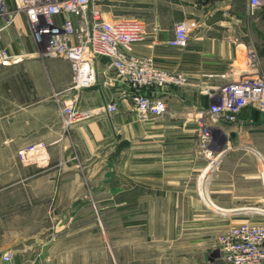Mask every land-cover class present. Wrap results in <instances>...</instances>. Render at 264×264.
Masks as SVG:
<instances>
[{
  "label": "crops",
  "instance_id": "1",
  "mask_svg": "<svg viewBox=\"0 0 264 264\" xmlns=\"http://www.w3.org/2000/svg\"><path fill=\"white\" fill-rule=\"evenodd\" d=\"M116 1L125 3L126 14L113 13L119 9H105L101 3L106 15L136 17L146 26V37L134 45V53L182 73L188 84L150 90L166 100L167 111L142 118L133 90L116 77L108 58L95 61L96 82L79 91L70 89L73 71L62 57L24 58L0 67V236L8 235V221L15 223L12 236L21 235L16 225L24 212V196L30 198L31 209L42 206L40 215L61 223L66 207L80 210L93 192L115 222L126 225L121 231L103 232L106 238L125 235L127 264H231L222 256L219 234L241 223L264 222V112L247 105L230 122L213 117L210 107L225 82L264 71V7L253 11L247 0L112 3ZM179 22L190 30L185 47L169 44ZM6 36L2 42L9 49ZM247 45L255 49V67L245 61ZM74 94L84 117L67 131L61 108ZM111 102L117 104L116 111L100 110ZM203 123L212 135L213 164L202 145ZM71 139L78 151L72 150ZM38 142L46 145L49 161L43 172L23 162L32 152L23 148ZM9 143H15L14 152L6 150ZM74 152L79 158H100L97 181L85 182L83 171L69 166ZM7 157L16 159L14 182L6 180ZM24 175L32 179L25 195ZM41 175L47 181H40ZM40 215L32 221L43 222ZM41 228L28 236L36 239L37 247L42 239L63 232ZM6 251L13 253L16 264L38 258L34 248L31 257L0 245V257Z\"/></svg>",
  "mask_w": 264,
  "mask_h": 264
},
{
  "label": "built area",
  "instance_id": "2",
  "mask_svg": "<svg viewBox=\"0 0 264 264\" xmlns=\"http://www.w3.org/2000/svg\"><path fill=\"white\" fill-rule=\"evenodd\" d=\"M251 10L264 7V0H247ZM14 6L27 18L33 41L46 57H62L70 62L73 79L70 89L82 90L96 82L95 61L108 58L116 77L132 90L137 114L142 118L161 116L167 111L166 100L150 90L181 87L188 79L180 72L158 67L153 57L137 55L134 45L146 37L144 22L136 17L106 15L99 0H13ZM0 67L22 60L12 54L2 42L6 24L14 17L12 8L0 0ZM189 26L179 22L172 46L185 47L189 41ZM245 61L251 67L257 65L255 49L245 47ZM226 78V74L220 75ZM219 100L210 107L213 117L224 116L227 121L237 119L241 110L252 105L264 112V71L255 76L227 81L219 88ZM78 95L64 103L61 114L65 125L76 123L84 117L77 107ZM114 112L117 104L111 102L100 110ZM202 145L213 164L216 158L209 148L212 141L210 129L205 123L201 129ZM34 150L30 147L28 151ZM219 248L225 261L231 264H264V224L241 223L230 227L218 237ZM0 264H16L11 251L4 252ZM27 264H44L33 260Z\"/></svg>",
  "mask_w": 264,
  "mask_h": 264
},
{
  "label": "rangeland",
  "instance_id": "3",
  "mask_svg": "<svg viewBox=\"0 0 264 264\" xmlns=\"http://www.w3.org/2000/svg\"><path fill=\"white\" fill-rule=\"evenodd\" d=\"M8 7L12 8L11 14L14 17L10 24H6V27L2 33V37L7 35L9 49L12 54L22 57L24 60H40L49 58L40 53V48L33 41L31 31L28 23L22 19L21 15H24L21 11L14 6L13 0H4ZM99 2L105 4V9H111L112 5L119 9L113 11V13L125 15V3L123 1H116L112 3V0H99ZM1 5V4H0ZM120 6L124 7L122 10ZM65 125V124H64ZM74 123L65 125L67 131L71 129ZM72 136V134H71ZM73 138V137H72ZM72 150H77L75 140L71 139ZM34 147V157L30 158L28 150L30 147ZM46 145L38 142L37 144H31L23 148V152L27 151L25 157H23L24 164H31L39 172H43L49 165ZM16 149L15 143H9L6 150L14 152ZM17 149V155L20 156V152ZM76 153V152H74ZM70 157V167L79 171H83L82 178L85 182L97 181L96 172L101 170L102 166L99 164L100 158L95 156L92 158H79L77 153ZM18 156V157H19ZM2 160V159H0ZM20 161V159H17ZM15 158H6V180L8 182H14L16 179L15 175ZM262 181L264 187V156L262 159ZM40 181H47L45 175H41ZM32 179L30 177H23V193H29V184ZM55 193L54 189H51L50 196L52 197ZM88 194V190H87ZM88 203L83 206L80 210L75 206H69L65 208L64 219L61 223H55L52 218L46 215H40L42 206L34 207L31 209L30 198L24 196L22 210L24 211L20 221L17 223L16 228L18 233H21L19 237L12 236L15 230L14 222L8 221L7 226L8 235L3 238L0 236V245H6V248L13 250L17 255L32 256L30 252L35 249L33 256H38L37 260H41L45 264H127V253H126V238L125 235L118 238H106L105 230H120L126 229V225H120L115 222L114 214L107 210L106 206H101L100 203L94 198L89 192ZM44 207V206H43ZM76 208L72 211V208ZM47 208V206L45 207ZM51 210V209H50ZM69 210V211H67ZM37 212L39 218L44 219L43 222L32 221V218L36 217ZM86 213V216L81 217L79 214ZM75 214V215H74ZM4 219V218H3ZM13 220L12 216H7V220ZM3 223H5L3 221ZM263 223L264 222H259ZM116 225V226H115ZM37 227L44 229H55L63 228L61 236H53L42 239L40 247L36 246V239H31L29 233L32 230H36ZM116 228V229H114ZM224 233V231L222 232ZM221 234H219L220 236ZM44 242V243H43ZM113 246V252L111 250ZM37 247V249H36ZM116 249H115V248ZM22 256V255H21Z\"/></svg>",
  "mask_w": 264,
  "mask_h": 264
}]
</instances>
